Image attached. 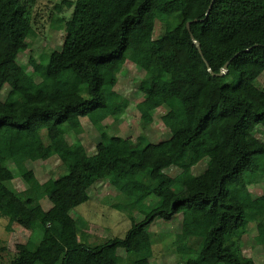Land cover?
I'll return each mask as SVG.
<instances>
[{
  "label": "trees",
  "instance_id": "1",
  "mask_svg": "<svg viewBox=\"0 0 264 264\" xmlns=\"http://www.w3.org/2000/svg\"><path fill=\"white\" fill-rule=\"evenodd\" d=\"M32 3L0 0V92L9 89L0 101V217L7 233L31 234L10 264H152L147 227L178 214L182 264H253L240 260L239 243L254 223L264 246V195L252 197L247 186L264 176V141L252 135L264 128V91L254 85L264 72V0H214L207 17L211 0H75L59 27L60 51L30 59L26 73L16 59L36 37ZM156 22L165 31L153 39ZM204 61L213 74L228 63L226 74L213 77ZM126 62L144 72L141 127L168 109L161 121L170 137L161 143L113 136L104 124L129 105L114 91ZM83 118L99 135L91 156L78 139ZM52 157L64 171L40 184L26 164ZM205 158V171L194 175ZM11 165L28 187L22 193L7 185ZM172 167L180 171L174 178L165 173ZM100 181L118 192L114 207L131 226L123 238L91 245L70 214ZM138 201L147 203L141 221L131 215ZM112 249L124 256L111 260Z\"/></svg>",
  "mask_w": 264,
  "mask_h": 264
},
{
  "label": "rangeland",
  "instance_id": "2",
  "mask_svg": "<svg viewBox=\"0 0 264 264\" xmlns=\"http://www.w3.org/2000/svg\"><path fill=\"white\" fill-rule=\"evenodd\" d=\"M75 0H33L32 3V24L36 37L30 42L29 49L20 52L17 56V63L21 65L26 73H31L32 69L29 60L38 61L43 56L53 51H60L65 32L59 28L63 20H68L72 14ZM165 31V25L156 22L153 31V39L160 38ZM144 76V72L130 62H126L117 75V84L114 91L124 97L129 105L124 115L117 121L111 118L105 120L109 133L113 136L128 138L132 141L143 134L152 144H158L170 137L169 130L163 125L161 118L168 109L162 106L151 113L152 123L143 129L140 125V115L136 105L143 100L144 95L139 91L138 86ZM36 82L39 79H35ZM257 89L264 91V72L255 80ZM7 86L0 92V101H3L8 93ZM82 132L78 135L85 148L87 155L95 153V148L99 143V135L95 128L86 118L80 120ZM257 140L264 141V128L257 127L252 133ZM68 141L72 136L67 137ZM208 159H203L192 168L194 175L202 174L207 166ZM40 184H44L50 179H56L64 171L61 162L57 157H52L47 161H37L26 164ZM14 178L7 183L8 187L16 192L22 193L27 190V185L23 182L18 170L11 165ZM176 168H169L165 173L171 178L179 174ZM248 190L252 197L264 195V176L256 175L247 182ZM89 202L77 206L71 211V217L75 220L78 234L86 235V242L89 244H103L112 238H123L130 228L129 217L115 209L118 192L108 183L100 181L95 183L89 190ZM44 210H48L51 205L45 199L40 200ZM138 208L131 211L135 221H141L143 216L141 210L147 203L137 202ZM7 219L0 217V264H10L16 255L15 245L26 243L31 234L16 228L11 234L7 233L5 226ZM181 230V214L176 215L171 221L164 222L155 220L146 231L151 237L152 264H182L176 255L175 237ZM257 231L254 223L248 225L247 233L242 237L240 246V260L252 262L253 264H264V246L256 243ZM190 242L189 245H195ZM107 256L115 261L118 257L124 256L121 249L107 251Z\"/></svg>",
  "mask_w": 264,
  "mask_h": 264
},
{
  "label": "water",
  "instance_id": "3",
  "mask_svg": "<svg viewBox=\"0 0 264 264\" xmlns=\"http://www.w3.org/2000/svg\"><path fill=\"white\" fill-rule=\"evenodd\" d=\"M214 0H211V3L206 11V14H205V17L208 16L209 12H210V8H211V5L213 4ZM197 20H194L193 23H196ZM190 22L186 23V30L187 32L190 34ZM190 38H191V41L193 43V45L196 47V50L198 52V54L202 57V52H201V49H200V46H199V43L192 37V35L190 34ZM203 59V58H202ZM204 64L206 65V68H207V71L210 75H212L213 77H222L226 74L227 72V65L228 63H226L223 68L221 69V71L218 73V74H213V72L210 70L209 66L207 65V63L204 61Z\"/></svg>",
  "mask_w": 264,
  "mask_h": 264
}]
</instances>
